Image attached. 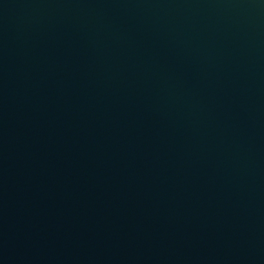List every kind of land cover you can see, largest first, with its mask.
Instances as JSON below:
<instances>
[{"label": "water", "instance_id": "95a60500", "mask_svg": "<svg viewBox=\"0 0 264 264\" xmlns=\"http://www.w3.org/2000/svg\"><path fill=\"white\" fill-rule=\"evenodd\" d=\"M0 264H264V0H0Z\"/></svg>", "mask_w": 264, "mask_h": 264}]
</instances>
